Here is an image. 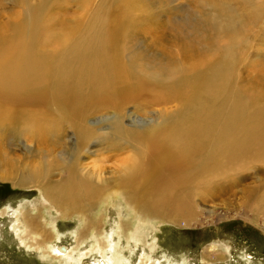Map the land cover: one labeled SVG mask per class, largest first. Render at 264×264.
<instances>
[{"label": "rangeland", "instance_id": "374dc122", "mask_svg": "<svg viewBox=\"0 0 264 264\" xmlns=\"http://www.w3.org/2000/svg\"><path fill=\"white\" fill-rule=\"evenodd\" d=\"M82 1L85 3L80 5L81 0H0V34L8 38L18 32L26 46L33 32L39 56L50 58L54 70L44 82V100L21 106L30 125L11 121L1 124L7 134L0 136V160L7 159L9 164L0 167V173L12 167L23 174L36 164L37 170L45 172L49 185L67 178L96 185L100 173L111 184L135 146L116 136L113 124L118 122L141 132L181 121L187 112L181 97L194 91L191 82L211 63L231 67L222 83L225 94L211 101L219 114L218 127L225 124L236 105L250 98H264V0ZM215 4H219L218 11L213 8ZM28 10L37 22L39 19L36 30H27ZM119 13L127 20L115 45L122 51L121 61L131 64L129 77L137 76L142 87L126 100L113 96L109 101L93 102L86 114L83 111L84 119L64 116L52 97L59 67L75 44L93 36L91 31L95 33L102 22L109 23ZM69 26L74 34L65 43L40 44L45 33L56 36ZM147 73L157 74L159 80L144 81L141 75ZM43 119L45 124L40 122ZM208 163L205 152L194 169L202 170ZM216 182L201 196H195L196 215L187 224L171 223L178 218L167 209L162 221L139 225L137 234L144 235L147 244L153 246L151 253L143 241L135 245L120 237L119 225L132 224L131 218L121 200L111 194L79 198L74 211L62 218L63 213L43 201L37 190L13 188L8 181L0 180V212L14 216L22 206L23 212L34 217L36 225L52 237L49 246L39 249L30 239L20 243L11 222L1 217L0 264H77L78 258L88 264L101 254L109 259L113 250L118 251L120 263L136 264L143 249L158 260L154 264H264V223H251L246 205L249 193L257 191L258 186L264 188V161ZM84 218L100 221L96 222L99 239L106 234L107 248L94 247L93 237L77 242L78 233L86 229ZM50 246L67 247L74 261L56 259ZM214 246L215 252L222 253L217 262L209 254Z\"/></svg>", "mask_w": 264, "mask_h": 264}, {"label": "bare ground", "instance_id": "6f19581e", "mask_svg": "<svg viewBox=\"0 0 264 264\" xmlns=\"http://www.w3.org/2000/svg\"><path fill=\"white\" fill-rule=\"evenodd\" d=\"M81 2L80 5L85 3L82 0ZM23 6H26L25 3ZM218 7L219 4L213 5L217 11L220 9ZM123 15L119 13L109 23L102 22L95 33L90 32L91 35L94 34L90 36L91 39L87 37L85 41L74 45L63 65L59 67L52 97L60 105L64 116L84 119L83 111L86 114L93 102L109 101L113 96L126 100L142 87L137 76L129 77L128 71L133 72L129 68L131 64L127 66L121 61L122 51H118L115 45L116 36L127 20L122 18ZM27 18V30H36L39 19L36 18L37 22L31 11L27 12ZM63 27L65 25L61 24V28ZM61 32L62 34L56 36L50 32L45 33L40 37V44L57 46L65 43L74 34L72 26ZM36 45L33 32L26 46L22 45L18 32H13L8 38H4L3 33L0 34V136L7 134L1 129L4 128L1 124L5 121L24 127L30 125L29 116L23 114L21 106L38 103L45 98L43 85L54 70L52 60L39 56ZM221 67L218 63H211L208 70L191 82L194 91L181 97L182 106L187 110L186 117L181 121L165 127L155 125L141 132L126 129L118 122L113 124V133L135 146L116 173L119 175L118 179L111 184L107 183L109 178H104L100 173L95 179L96 185L73 178L49 185L46 183L45 172L37 170L36 164H32L23 174L7 167L0 173V180L8 181L13 188L37 190L43 201L63 213L62 218H67L74 211L79 198L89 200L111 194L121 200L124 210L131 218L132 224L119 225L120 237L127 243L132 240L135 245L143 241L145 247L149 248L147 250L152 253L153 246L147 244L144 235L137 234L140 224L146 227L162 221V213L167 209L178 218L169 219L172 220L171 223L187 224L196 215L195 196H201L216 181L218 183L232 174L252 167L256 162L264 161V98H250L244 104L236 105L225 124L217 126L219 114L214 112L211 101L214 102L225 94L226 88L222 83L231 68ZM180 73L182 71L176 74ZM141 76L146 82L159 80L157 74L147 73ZM175 82L179 88V80ZM174 87L175 85L173 89ZM102 103L104 102H99ZM40 122L45 124V119ZM84 130L82 134L85 137L87 131ZM205 152L209 163L204 169L196 171L194 167L197 159ZM6 160H0V167L9 164ZM247 163L252 166L246 165ZM216 178L218 179L214 182ZM256 190L249 193L246 203L250 212L249 221L253 224L258 221L264 223V188L258 186ZM1 217L11 222L10 228L20 243L30 239L37 249L50 245L51 234L47 235L38 227L35 218L23 212L22 206L15 211L14 216L2 210L0 219ZM83 221L87 224L86 229L78 233L77 242L81 243L93 237L96 241L94 247L107 248L106 234L99 239L96 222L100 221L93 218H84ZM19 234H22L21 237ZM100 241L104 243L100 244ZM50 248L55 252L56 259L74 261L67 247ZM215 250L216 246L211 247L209 252L212 253L209 254L217 262L222 259V253ZM119 257L118 251L113 250L109 259L101 254L99 259L94 258L88 264H119ZM82 260L78 258L75 263L82 264ZM156 260L143 249L136 264H154L153 261Z\"/></svg>", "mask_w": 264, "mask_h": 264}]
</instances>
